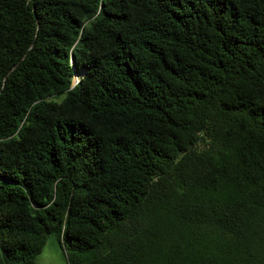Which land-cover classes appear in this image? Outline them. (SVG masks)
<instances>
[{
    "label": "trees",
    "instance_id": "1",
    "mask_svg": "<svg viewBox=\"0 0 264 264\" xmlns=\"http://www.w3.org/2000/svg\"><path fill=\"white\" fill-rule=\"evenodd\" d=\"M264 264V0H0V264Z\"/></svg>",
    "mask_w": 264,
    "mask_h": 264
},
{
    "label": "rangeland",
    "instance_id": "2",
    "mask_svg": "<svg viewBox=\"0 0 264 264\" xmlns=\"http://www.w3.org/2000/svg\"><path fill=\"white\" fill-rule=\"evenodd\" d=\"M37 262L38 264H67L65 255L54 236L48 238Z\"/></svg>",
    "mask_w": 264,
    "mask_h": 264
}]
</instances>
